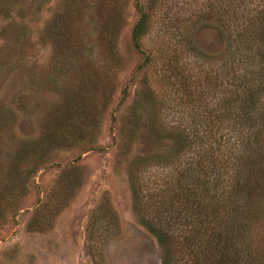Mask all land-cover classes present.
Masks as SVG:
<instances>
[{
  "label": "rangeland",
  "instance_id": "rangeland-1",
  "mask_svg": "<svg viewBox=\"0 0 264 264\" xmlns=\"http://www.w3.org/2000/svg\"><path fill=\"white\" fill-rule=\"evenodd\" d=\"M237 218L262 262L264 0H0V264H208Z\"/></svg>",
  "mask_w": 264,
  "mask_h": 264
},
{
  "label": "trees",
  "instance_id": "trees-1",
  "mask_svg": "<svg viewBox=\"0 0 264 264\" xmlns=\"http://www.w3.org/2000/svg\"><path fill=\"white\" fill-rule=\"evenodd\" d=\"M143 27L144 16L141 14V20L133 30L134 41L139 39ZM246 227V225L241 226V221L237 218L235 225H232L230 228L215 227L208 236H205V232L201 233L199 237L201 238L204 235L203 240L205 239V241H208L206 246L200 250L202 259H209L211 263L208 262V264H229L230 262H235L234 264H251L253 257L247 242L252 238L253 233L249 227H247L248 229ZM149 230L156 235L161 245L167 244L164 232L150 228ZM242 244L243 247L241 248ZM253 262L254 264H264V260L261 262L259 259L256 260L255 258Z\"/></svg>",
  "mask_w": 264,
  "mask_h": 264
}]
</instances>
